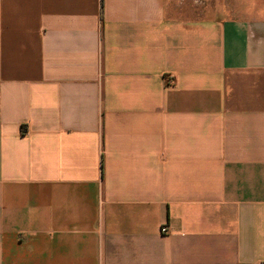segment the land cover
Wrapping results in <instances>:
<instances>
[{"label": "crops", "instance_id": "0c3cea01", "mask_svg": "<svg viewBox=\"0 0 264 264\" xmlns=\"http://www.w3.org/2000/svg\"><path fill=\"white\" fill-rule=\"evenodd\" d=\"M0 264H264V0H0Z\"/></svg>", "mask_w": 264, "mask_h": 264}, {"label": "built area", "instance_id": "2783aa9c", "mask_svg": "<svg viewBox=\"0 0 264 264\" xmlns=\"http://www.w3.org/2000/svg\"><path fill=\"white\" fill-rule=\"evenodd\" d=\"M160 232H161V233H166V232H167V227H166V226H162V227L160 228Z\"/></svg>", "mask_w": 264, "mask_h": 264}, {"label": "trees", "instance_id": "16d2710c", "mask_svg": "<svg viewBox=\"0 0 264 264\" xmlns=\"http://www.w3.org/2000/svg\"><path fill=\"white\" fill-rule=\"evenodd\" d=\"M102 7V0H100V8Z\"/></svg>", "mask_w": 264, "mask_h": 264}]
</instances>
